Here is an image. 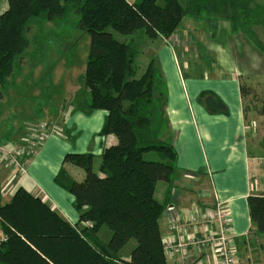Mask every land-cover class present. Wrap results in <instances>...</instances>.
I'll list each match as a JSON object with an SVG mask.
<instances>
[{
    "label": "trees",
    "instance_id": "trees-1",
    "mask_svg": "<svg viewBox=\"0 0 264 264\" xmlns=\"http://www.w3.org/2000/svg\"><path fill=\"white\" fill-rule=\"evenodd\" d=\"M254 2L186 0L182 6L178 0H0V101L16 59L29 46L26 36L32 26H65L76 16V27L90 42L79 79L81 91L70 106L86 115L106 112L99 135L116 138L115 145L103 149L96 172L90 154H67L63 159L84 172L81 182L61 170L55 178L74 198L76 226L21 188L7 203L0 202V231L5 237L0 264H166L158 231L164 207L155 200L154 187L172 177L176 155L161 138L167 124L161 81L151 62L137 76L138 50L113 34L168 39L181 20L204 15L225 18L236 30L240 23L247 24L243 17L249 22ZM239 92L244 99L252 94L244 81ZM207 96L200 94L201 105ZM211 100L215 109L208 111L226 113L218 100ZM151 152L161 161L142 158ZM245 203L252 229L264 239V194L249 195ZM84 222L90 226L82 227ZM103 228L109 232L106 240L100 236ZM129 240L135 245L129 261H124L119 252Z\"/></svg>",
    "mask_w": 264,
    "mask_h": 264
},
{
    "label": "crops",
    "instance_id": "crops-1",
    "mask_svg": "<svg viewBox=\"0 0 264 264\" xmlns=\"http://www.w3.org/2000/svg\"><path fill=\"white\" fill-rule=\"evenodd\" d=\"M253 8L252 17L261 21L251 30L252 17L249 22L243 17L247 24L235 30L225 18L204 15L184 18L168 39L136 34L137 76L150 62L158 72L167 121L161 138L176 155L172 177L167 182L157 181L154 187V198L164 207L158 231L166 264H218L210 244L199 247L192 243L218 231L213 215L220 203L227 213V235L236 263L264 264V239L252 229L245 203L249 195L264 194V154L258 146L249 147L247 98L239 92L244 79L252 92L254 87L264 86V40L258 43L254 39L263 32L264 0H255ZM256 26L260 29L255 30ZM75 85H80L79 79ZM74 88L73 94L69 93L71 99L81 91L80 86L79 90ZM200 94L208 95L202 105ZM211 98L218 100L225 114L210 112L215 109ZM70 105L71 101L65 109L34 120L54 126L53 133L28 160L20 152L25 163L23 174L0 154V202L7 203L21 188L76 226L79 215L74 210V198L55 178L61 170L81 182L84 172L63 159L67 154H90L96 172L103 149L115 145L116 138L99 135L106 112L86 115ZM7 135L10 138L4 141L0 138V148L23 147L26 135L22 126L13 127ZM100 236L106 240L108 232L101 230ZM122 249L120 259L129 261L130 251L123 253Z\"/></svg>",
    "mask_w": 264,
    "mask_h": 264
},
{
    "label": "rangeland",
    "instance_id": "rangeland-1",
    "mask_svg": "<svg viewBox=\"0 0 264 264\" xmlns=\"http://www.w3.org/2000/svg\"><path fill=\"white\" fill-rule=\"evenodd\" d=\"M178 2L182 6L186 4V0H178ZM2 4L5 7V4ZM76 21L77 17L71 16L65 26L52 23L34 24L27 34L29 46L23 51L21 59H16L12 76L5 88L1 89L4 97L0 101V138L2 141L6 137L10 138L7 133L13 127L22 126L24 135H26L37 124L47 125L46 121L34 120L38 117L44 118L50 113L59 111L60 108L65 109L66 104L72 101L71 94L75 90L74 87H78L79 90V86L75 84L84 72L90 38L76 27ZM260 21L261 18L252 17L250 19L252 23L247 27L249 26L251 30ZM254 29L259 30L260 27L256 26ZM262 29L261 35L258 33L256 38L252 33L258 43L264 40L262 39L264 27ZM113 36L120 42L131 41L136 48V33L129 37L117 34ZM245 104L249 147L258 146L264 154V86L254 87ZM23 119L26 120L23 121ZM48 127L54 128L49 125ZM156 135H159V131H156ZM253 150L250 148V152L253 153ZM142 158L146 161H161V157L152 152L143 154ZM102 230L108 232L106 228ZM134 243L135 241L129 240L122 252H131Z\"/></svg>",
    "mask_w": 264,
    "mask_h": 264
},
{
    "label": "built area",
    "instance_id": "built-area-1",
    "mask_svg": "<svg viewBox=\"0 0 264 264\" xmlns=\"http://www.w3.org/2000/svg\"><path fill=\"white\" fill-rule=\"evenodd\" d=\"M53 128H49L45 123L37 124L33 129L30 130L29 134H26L23 147L20 149L14 148L12 150L5 151L0 148V154H4L7 163L18 173L23 174L25 172V163L22 161V156L20 157V152L23 151L24 156L31 158L37 151L39 146L49 138L53 133ZM28 160V159H27ZM26 162V161H25ZM227 213L223 204H218L215 209L213 218L218 222V231L214 235L208 236L205 240L200 242H194L192 245L202 247L204 243L210 244L213 247L214 252L217 254L219 262L218 264H237L236 258L234 256V250L232 247V240L227 235L228 230L227 225ZM83 227H89L88 222L82 223ZM172 229L175 228L171 225ZM5 241L4 235L0 231V245Z\"/></svg>",
    "mask_w": 264,
    "mask_h": 264
}]
</instances>
